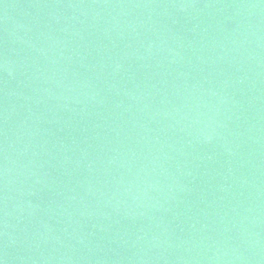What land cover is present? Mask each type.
<instances>
[{
    "label": "water",
    "instance_id": "obj_1",
    "mask_svg": "<svg viewBox=\"0 0 264 264\" xmlns=\"http://www.w3.org/2000/svg\"><path fill=\"white\" fill-rule=\"evenodd\" d=\"M4 264H264V0H0Z\"/></svg>",
    "mask_w": 264,
    "mask_h": 264
},
{
    "label": "snow or ice",
    "instance_id": "obj_2",
    "mask_svg": "<svg viewBox=\"0 0 264 264\" xmlns=\"http://www.w3.org/2000/svg\"><path fill=\"white\" fill-rule=\"evenodd\" d=\"M0 264H4V261L2 259H0Z\"/></svg>",
    "mask_w": 264,
    "mask_h": 264
}]
</instances>
